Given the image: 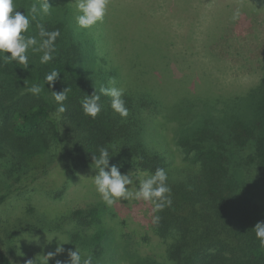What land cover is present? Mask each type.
Masks as SVG:
<instances>
[{"label":"trees","instance_id":"obj_1","mask_svg":"<svg viewBox=\"0 0 264 264\" xmlns=\"http://www.w3.org/2000/svg\"><path fill=\"white\" fill-rule=\"evenodd\" d=\"M17 4L26 13L23 2ZM38 20L49 31L60 30L54 58L40 64V54L29 51L27 69L0 63V189L20 184L0 195V213L12 194L56 167L64 179L49 194L62 197L81 169L92 168L93 153L108 147L110 166L147 174L157 168L167 171L172 205L154 211L161 219L152 222L167 245V262L147 264H264V248L252 230L264 221V196L255 194L252 184L255 179L264 184V76L258 87L226 102L224 109L203 106L199 94L192 97L187 104L201 112L177 136L169 135L163 118L164 109L177 104L165 103L150 86L128 83L126 76L116 87L124 90L127 118L101 95L103 109L93 119L84 115L81 100L110 87L112 73L91 68L89 46L66 22L49 15ZM37 31L32 22L29 34ZM53 69L60 76L49 85L45 74ZM33 84L43 86L39 96L28 90ZM66 88L67 110L57 114L52 91ZM23 211L18 220H3L0 214V264H14L8 252H15L26 234L57 233L74 223L82 231L98 220L97 208L51 213L27 203Z\"/></svg>","mask_w":264,"mask_h":264},{"label":"rangeland","instance_id":"obj_2","mask_svg":"<svg viewBox=\"0 0 264 264\" xmlns=\"http://www.w3.org/2000/svg\"><path fill=\"white\" fill-rule=\"evenodd\" d=\"M19 1L25 8L39 3L14 0ZM49 3V16L66 22L89 46L91 68L112 73L110 81L115 84L109 83L110 87L121 84L126 76L128 83L150 86L165 103L177 104L163 111L171 137L200 114L201 108L188 105L192 97L199 98V94L202 105L224 109L226 102L258 87L264 76V0H109L103 21L87 29L76 24L75 0ZM237 10L240 19L233 21ZM137 170L120 168L122 174ZM97 171L81 169L60 198L49 194L64 179L59 167L23 192L12 194L0 213L3 220H18L27 203L51 213L98 209V220L85 230L74 223L57 233L24 235L17 250L8 252L14 264H47L45 256L56 252V237L65 243L64 251L49 264L67 262L69 250L76 247L83 256H91L94 264L167 262V245L152 229L153 205L122 200L108 207L93 182ZM252 182L255 194L264 196V184ZM19 185L0 189V195Z\"/></svg>","mask_w":264,"mask_h":264},{"label":"clouds","instance_id":"obj_3","mask_svg":"<svg viewBox=\"0 0 264 264\" xmlns=\"http://www.w3.org/2000/svg\"><path fill=\"white\" fill-rule=\"evenodd\" d=\"M108 4L109 0H75L76 24L80 28L87 29L102 22L107 13ZM25 10L26 13L21 12L14 0H0V63L15 62L27 69L31 65L29 51L40 54V64H47L54 58L56 41L61 33L59 29L47 30L38 20V17L42 19L51 14L52 6L49 0H39L38 4L32 3L31 7ZM240 15L237 10L233 14V21H238ZM32 22H35V28L38 30L35 35L29 34ZM59 76L60 71L53 69L45 74V81L49 85H54ZM109 83L114 85L115 81ZM28 90L33 95L39 96L43 86L33 84ZM67 91V88L62 92L52 91L53 99L58 105L57 114L67 110L64 105V101L67 100ZM101 95L110 98L111 108L115 113L121 118H127L129 110L123 99L124 90L115 86L101 87L99 94L94 92L92 95H86L81 100L84 115L95 119L101 113L103 109ZM111 157L113 156L110 155L108 147H100L98 155L93 153L91 164L93 169L98 170L92 177L96 191L108 207H112L117 201L142 200L151 203L154 211L158 213L172 205V189L168 185V174L165 169L157 168L151 174H141L139 170L135 173L122 174L117 165L110 166ZM135 181H138V184ZM133 185H135L134 190ZM160 219L159 215H155L152 222L158 224ZM252 230L259 241V246L264 248V221L258 222ZM56 238H58L56 252H50L45 256L47 264L52 257L64 251L65 243H62L59 237ZM68 256L67 262L57 260L56 264H93L92 257L83 256L78 247L75 250H69ZM28 264L33 262L29 261Z\"/></svg>","mask_w":264,"mask_h":264}]
</instances>
